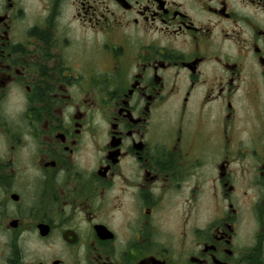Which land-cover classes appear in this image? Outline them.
Segmentation results:
<instances>
[{"label":"flooded vegetation","instance_id":"flooded-vegetation-1","mask_svg":"<svg viewBox=\"0 0 264 264\" xmlns=\"http://www.w3.org/2000/svg\"><path fill=\"white\" fill-rule=\"evenodd\" d=\"M0 264H264V0H0Z\"/></svg>","mask_w":264,"mask_h":264},{"label":"rangeland","instance_id":"rangeland-1","mask_svg":"<svg viewBox=\"0 0 264 264\" xmlns=\"http://www.w3.org/2000/svg\"><path fill=\"white\" fill-rule=\"evenodd\" d=\"M29 251L34 253L43 252L45 255H48L49 250L45 246H41L39 244H29ZM32 253V254H34Z\"/></svg>","mask_w":264,"mask_h":264}]
</instances>
